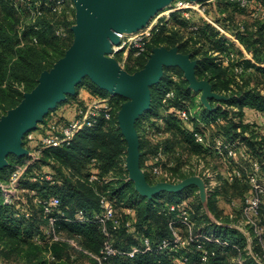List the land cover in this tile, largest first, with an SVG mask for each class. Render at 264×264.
Returning a JSON list of instances; mask_svg holds the SVG:
<instances>
[{
	"label": "trees",
	"instance_id": "obj_1",
	"mask_svg": "<svg viewBox=\"0 0 264 264\" xmlns=\"http://www.w3.org/2000/svg\"><path fill=\"white\" fill-rule=\"evenodd\" d=\"M261 3L264 5V0ZM218 7L226 11L225 18L230 22L235 19V12L245 17L236 30L240 43L251 56L250 59L231 43L225 44L221 41L217 37V30L210 24L195 22L196 29H189V24L194 22L178 15L173 18L171 27L163 25L150 37L144 54L136 57L129 55L126 60L125 70L133 73L144 66L153 47H176L178 52L198 59L195 66L197 79L207 80L212 91L225 96L221 101L209 99L213 108L205 109L200 106L196 96L191 94L182 71L176 66L163 67L162 78L150 87L149 109L135 122L139 135V165L149 184L158 181L174 184L184 179L185 175L176 178V172L184 163H190L189 158L193 153H200L212 161V147L197 143L193 136L195 131L207 135L210 143L218 137L234 142L236 147H241L243 143L250 158L262 161L264 156L260 152L264 133L256 129V125L264 126V123L242 120L243 108L255 110L263 116L260 122L264 120V90L259 88L261 81L264 82V17L254 19L245 10L225 1L219 2ZM52 8L53 0H0L2 113L16 106L23 93L37 84L39 74L43 70H49L72 43L70 27L75 22L74 8L69 7L68 2L63 4L60 12ZM222 24L226 26L225 23ZM59 29L61 32H57ZM210 50L217 51L224 57L232 51L236 58L227 62L222 57L215 60ZM80 89L86 95H80ZM168 90L173 91V96L163 102V94ZM101 97H109L112 103L111 118L101 119L96 125L79 130L67 145L44 149L39 159L27 166L21 181L28 188L35 189L41 198L51 195L59 198L60 208L64 212L63 218L69 220L60 218L56 223L65 237L72 239L80 249L65 241L51 244L35 242L33 238L36 234L43 236L42 226L45 220L42 218L41 207H33L30 217H24L21 203L3 202L0 187V258L15 264H49L45 254L49 250L54 257V264H178L179 256H186L194 262L201 255L195 240L175 252L159 249L163 239L172 237L169 221L176 219L182 210H186L193 221L194 233L202 229L213 233L220 241L203 244L206 251L204 264H229L230 261L226 260L229 256L233 257V264H238V258L243 259L246 264H257L244 249L247 244L246 237L231 226L236 219L232 223L219 222L216 219L225 212L216 203L214 190L205 189V208L208 215L204 214L201 218L198 208L202 209V206L198 207L189 199V192L197 188L194 184L179 191H161L149 198L141 196L134 189L124 165L126 142L116 121L117 110L126 98L110 96L84 77L75 86V93L67 95L59 104L74 102L77 113L91 99ZM191 107H195L196 112ZM180 109L192 113L187 121L180 117ZM235 117L239 119L235 120ZM157 120L164 122V125H158ZM68 121L64 115L49 110L39 124L46 128L50 123ZM153 127V131H148ZM206 128L209 129L208 132ZM38 129L37 125L31 131ZM44 130L42 128L41 133ZM257 133L263 139L253 140ZM159 154L164 156L163 169L171 171L170 176L162 178L163 180L152 173L154 158ZM25 158V155L8 154L5 169H9V172L14 170L24 164ZM168 163L171 164L167 165ZM189 165L188 175L192 171ZM43 171L53 172L57 181L31 182L30 178L35 173ZM93 172L97 178L89 181L88 177ZM6 176L7 173L0 171L1 182H4ZM225 183L229 186L223 187L221 194L228 200L237 197L241 201L248 193V185L242 180ZM99 195H106L114 206L117 225L112 229V222L108 223V237L102 233L99 223L94 219L100 212ZM170 205H174V210L169 209ZM77 210L82 211L84 220L75 217ZM235 210V213H239V209ZM260 215L264 221V207L260 209ZM174 226L185 235L184 225L176 221ZM143 238L148 239L150 250L143 251ZM106 240L119 253L102 259L99 263L89 254L100 257ZM134 246L140 250L133 257L127 256V251ZM251 249L253 252H260L255 241H251Z\"/></svg>",
	"mask_w": 264,
	"mask_h": 264
},
{
	"label": "built area",
	"instance_id": "obj_2",
	"mask_svg": "<svg viewBox=\"0 0 264 264\" xmlns=\"http://www.w3.org/2000/svg\"><path fill=\"white\" fill-rule=\"evenodd\" d=\"M228 2L237 6L240 9L245 10L250 14L252 18L264 17V5L261 0H174L172 5L161 12L156 13L149 21L141 28L131 32L117 33V43H111V51L108 56L113 57L119 66L125 70L126 60L131 55L136 57L144 54L147 51V43L150 37L160 30L163 25H167L171 15L178 13L182 18L193 22V15L199 18L200 22L210 24L217 30L219 36L227 33L226 29L217 22L213 13L212 4L217 5L219 2ZM65 2H68L69 7H73L72 0H53V10L60 12ZM195 23H190L189 29H196ZM57 32H61L59 29ZM233 35H236L233 32ZM237 38V37H236ZM238 39V38H237ZM225 44L229 41L223 39ZM224 62L233 61L236 56L234 52L230 51L227 56L221 55ZM173 96V91L168 90L163 94V102L170 99ZM112 103L109 97H101L91 99L84 107L79 108L76 115L66 123H50L48 127H44L42 124H37L39 129L34 131H28L22 137V145L27 150L25 155V162L23 165L17 166L14 170L7 173L4 182L0 181V187L3 196V202L6 204H12L16 201L22 204L21 211L24 217H30L33 207L40 206L42 218L45 220V224L42 226L43 236L36 234L33 240L40 244H51L52 242H69L75 248L80 247L72 240L65 237L62 229L57 225V219L63 218V210L60 208V200L57 196L51 195L46 198H41L35 189H30L26 185L21 184L24 179V173L29 164L34 163L41 152L44 149H56L67 145L73 139L75 134L83 129L96 125L101 119L108 120L111 118ZM191 112L180 109L179 115L187 121L191 117ZM36 125V126H37ZM44 128V133H41V129ZM194 139L197 143L204 146H211L214 151L220 155H225L229 159L234 160V165L231 168L226 162L224 168L220 170V175L225 181L232 182L236 179L244 181L248 185V193L243 197L238 205L235 206L234 199H231L229 203L239 209L240 220L237 224H233L241 233L246 237V247L244 248L247 253L253 257L257 264H264V221L261 219L260 209L264 207V169L262 162L257 158H250L245 152V148L236 147L234 142L226 141L221 137L214 139L211 143L200 131H195ZM164 156L159 154L154 158V165L152 166V173L156 176L163 174ZM243 162L239 164L240 162ZM168 163L167 165H170ZM236 164H239L238 166ZM226 165V167H225ZM94 172L89 175L88 180H96ZM31 182H37L44 180L48 182H55V176L51 171H43L41 173H35L31 178ZM179 182V181H178ZM177 183V182H176ZM100 212L95 215V220L99 223L102 233L105 236H109V225L111 221V228L114 229L117 225V221L114 219V206L113 203L107 198L106 195H99ZM182 204V202H181ZM170 210H174V205L169 206ZM129 211V209H127ZM75 217L79 220H84L85 216L81 210H77ZM69 220V218H63ZM179 221L185 227V235H182L176 228L175 222ZM216 222V221H214ZM169 227H171V238L163 239L159 249H166L167 251H177L178 248L188 245L191 241L198 242L197 248L201 250V255L198 260L192 262L186 256H179L177 259L178 264H204L206 261V251L203 248V244L206 242H220L213 233L205 232L202 229H198L194 233V224L190 220L189 214L186 210H182L178 217L169 221ZM127 225V224H126ZM251 241H255L259 245L260 252H253L251 249ZM224 243L225 242H221ZM143 251L150 250V245L147 238H143ZM139 247L134 246L131 250L127 251V256L133 257L138 251ZM84 253L89 254L83 250ZM101 256L94 257L101 263L102 259H106L109 256H114L119 251L111 245L109 240H106L102 247ZM46 258L49 264H54V257L48 250ZM238 264H246L243 259H237ZM0 264H15L13 261H5L0 258ZM86 264V263H83Z\"/></svg>",
	"mask_w": 264,
	"mask_h": 264
},
{
	"label": "water",
	"instance_id": "obj_3",
	"mask_svg": "<svg viewBox=\"0 0 264 264\" xmlns=\"http://www.w3.org/2000/svg\"><path fill=\"white\" fill-rule=\"evenodd\" d=\"M172 0H72L75 22L70 27L73 39L64 55L49 70H43L37 84L23 93L20 102L0 116V170L7 166L8 154L26 155L22 145L24 134L36 127L43 116L67 95L75 93V86L87 77L110 96L126 100L116 113L117 126L126 142L124 165L134 189L147 198L161 191H179L194 184L205 196L202 181L195 176L177 183L158 181L149 184L139 165V137L135 122L150 107V87L163 76V67L176 66L182 71L188 88L198 93L205 109H212L209 99H224L212 91L205 79H197V60L176 47H153L144 66L129 73L108 56L111 43H117V33L131 32L144 26L163 6ZM201 1V0H198ZM206 200V197H205Z\"/></svg>",
	"mask_w": 264,
	"mask_h": 264
},
{
	"label": "rangeland",
	"instance_id": "obj_4",
	"mask_svg": "<svg viewBox=\"0 0 264 264\" xmlns=\"http://www.w3.org/2000/svg\"><path fill=\"white\" fill-rule=\"evenodd\" d=\"M213 13L216 14V16L219 15V17H223V18L226 17V16H221L223 14V12H222V10L219 11L218 5H216V8L213 11ZM175 15L177 17L179 14L176 13ZM243 21H244V18H242V20H238V22H237L236 19H234V20H232V22H228L225 25L226 26H230V28L234 31V34L238 38V34H237L238 32H237L236 28H237L238 24H240ZM221 25H222V23H221ZM244 55H245V57L248 55L247 51H246V53ZM19 88L21 89V86ZM259 88L262 89V90H264V82L263 81H261V84L259 85ZM217 94H219V93H217ZM219 95H223V94H219ZM224 99H219V100L221 101V100H224ZM215 100H217V99H215ZM191 110L192 111H195L196 108L195 107H191ZM246 111H247L246 117L250 121H253V123H255L257 121V118H255L253 116V114H252V112H250V110L246 109ZM3 114L4 113H2V110L0 108V116L3 115ZM161 115H163V114H161ZM139 117H138V119H139ZM248 119L246 121L250 122ZM157 123L161 127L164 125V122H159L158 120H157ZM262 123L263 122H260L259 121V124H262ZM253 125H255V124H253ZM256 126H257L256 129H258L259 131H261L262 133H264V127L263 126H259V125H256ZM153 129H154V127L152 129L150 128L148 131L151 132V131H153ZM136 131H137V129H136ZM137 134H138V132H137ZM205 137H208V136L206 135ZM260 138L263 139V137L260 136L259 133H257L255 135V138H253V140H256L257 141V139H260ZM151 142H152V140H151ZM261 147H262V149H260V152L262 153V155H264V140H262V146ZM194 154L195 153H193L192 158L195 160L196 163L195 162H192V159L189 158L190 163L189 162H186V163H184V165H182V167L176 172V178L180 177V175H185L186 177H189V176L198 177L201 181H203V182L205 181L206 182V183L204 182L205 185H203V188H204V186L206 187L207 185H211L212 184L211 181H213L214 179L218 180L216 177L219 176V172H220V168H221V165L222 164H224L226 162H231V164H228V166L230 168H231V166L234 165V160L229 159L227 156H225L223 154L222 155L218 154L213 149H212V155H213L212 161H211V159L208 160L207 157L202 156V154H200V153H198V154L196 153L195 155ZM5 160L7 162V159H5ZM239 162H240L239 164L243 163L241 161H239ZM261 162H262V166H264V156L262 157V161ZM239 164H236V165L238 166ZM188 165L192 168V171L189 173V175H188V169H189L188 168ZM225 167H226V165H225ZM222 168H224V167L222 166ZM0 171H3L5 174L6 173H9V169H7V168L6 169L4 168V169H2ZM169 171L170 170L167 169V168L165 170H163V174L157 176L158 179L163 180L164 178L170 176V172L171 171L170 172ZM143 172H144V170H143ZM207 179H210V181L208 182ZM228 186L229 185H227L225 183V180H224L223 183H222V185H219L218 187H219V190L222 191L223 187L225 188V187H228ZM239 186L242 187V185H239ZM239 189H241V188H239ZM189 195H190V197H189L190 201L196 203V205H198V207H201L202 206V209L201 208L200 209L198 208V210L200 212V217L203 218L202 215H204V214L208 215L207 214V210L205 208V205H206L205 196H203L200 193L199 189L198 188L192 189V191L189 192ZM222 200L224 201V204L222 203V207L224 206V208H222V209H224L226 212L224 214L223 213L219 214V217L216 218V219L219 222L220 221H227L228 223H230V222L232 223L236 219L235 224H237L238 219L240 220V213H235V211H236L235 209L237 208V207L235 208V206L240 203L239 198L234 197L235 206H232L229 203V201L231 199L228 200V199L222 197ZM237 225L239 226V224H237ZM226 260L230 261V263L233 264V257H230L229 256Z\"/></svg>",
	"mask_w": 264,
	"mask_h": 264
},
{
	"label": "crops",
	"instance_id": "obj_5",
	"mask_svg": "<svg viewBox=\"0 0 264 264\" xmlns=\"http://www.w3.org/2000/svg\"><path fill=\"white\" fill-rule=\"evenodd\" d=\"M174 2V0H172L168 5H166V6H163L162 7V9L161 10H159V12H161V11H164V10H166V9H168L171 5H172V3ZM217 5H219V3H217ZM212 7H213V10H215V8H216V5L215 4H212L211 5ZM221 10V8H219V11ZM223 12V14L221 15V16H226L227 14H226V11H222ZM158 13V12H157ZM215 15V17H216V20H217V22L218 23H220L221 24V22L222 23H225V24H227L228 22H230V20L229 19H226V18H223V17H219V15H217L216 16V14H214ZM174 17H176V15L175 14H173V15H171V18H170V20H169V22H168V24L166 25V27H171L172 25H171V23H172V21H173V18ZM234 18L237 20V22H238V20H241L242 18H245L242 14H238V12H235L234 13ZM192 21L195 23V22H200V20H199V18L198 17H194V18H192ZM222 26L226 29V31H227V33H225V35H221V36H219L218 35V33H217V37L221 40V41H224L223 39H225V40H227V41H229V43H231L232 45H234L236 48H237V50H240L241 51V53L244 55L245 53H246V49L244 48V46L240 43V41H239V39H237L234 35H233V30L230 28V26H224L223 24H222ZM210 52H211V56H213V57H215V60H219L220 58H221V54H219L217 51H214V50H210ZM247 53H248V51H247ZM246 58H251V56H250V54L248 53V55L246 56ZM192 59H194V60H198L197 58H192ZM82 94H85L86 95V93H84V91L82 90V89H80V95H82ZM191 94H193L194 96H196V98H197V101L199 102V98H198V93H193L192 91H191ZM66 99V98H65ZM64 99V100H65ZM63 100V101H64ZM62 102V101H61ZM60 102V103H61ZM200 103V102H199ZM200 106L201 107H203V105L200 103ZM204 108V107H203ZM76 108H75V104H74V102H64V103H62V104H57L53 109H51V110H54V112H56V113H58V114H61V115H64L66 118H68L69 120L70 119H72L74 116H75V114H76V110H75ZM235 110H236V108H234ZM248 110H250V112H252V114H253V116L255 117V118H257V122H259V121H261L262 120V118H263V116L261 115V114H259V113H257L255 110H251V109H248ZM193 112H196V110L195 111H193ZM198 112V111H197ZM246 115H247V111H246V108H243V118H242V120L244 119L245 121L248 119L247 117H246ZM239 118L238 117H235V120H238ZM249 120V119H248ZM263 123H264V120H263ZM262 123V124H263ZM201 126V125H200ZM204 126V125H203ZM264 127V126H263ZM209 131V129H207L206 128V131ZM207 131V132H208ZM246 135H248V133L246 132L245 133ZM238 140V139H237ZM243 149L245 148V146L246 145H244L243 143H241V145H240ZM195 155V154H194ZM192 156H193V154H191L190 155V158L192 159V162H195V160L192 158ZM191 162V163H192ZM196 163V162H195ZM225 164V163H224ZM224 164H222L221 165V168H220V170L222 169V166L224 167ZM218 180H216V179H214L213 181H211L212 182V184L211 185H207L206 186V188H205V186H204V190L205 189H208V190H210V189H212V191L214 190V198L216 199V203L218 204V206L222 209V208H224V206L222 207V203L224 204V201L222 200V197H224V198H226L223 194H221V191L219 190V185H222V183H223V181H224V179H223V177L220 175V173H219V176L218 177H216ZM208 180V182L210 181V179H207ZM205 182V181H204ZM203 181H202V184L203 185H205V183H204ZM224 210V209H223ZM224 212H226L225 210H224Z\"/></svg>",
	"mask_w": 264,
	"mask_h": 264
}]
</instances>
